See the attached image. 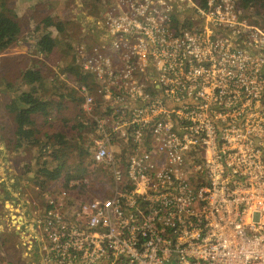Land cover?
Returning <instances> with one entry per match:
<instances>
[{
  "label": "built area",
  "instance_id": "obj_1",
  "mask_svg": "<svg viewBox=\"0 0 264 264\" xmlns=\"http://www.w3.org/2000/svg\"><path fill=\"white\" fill-rule=\"evenodd\" d=\"M249 7L107 2L98 40L73 46L96 86L69 84L103 110L90 164L109 192L82 196L88 175L32 186L40 199L10 212L20 262L0 264H264V19Z\"/></svg>",
  "mask_w": 264,
  "mask_h": 264
},
{
  "label": "rangeland",
  "instance_id": "obj_2",
  "mask_svg": "<svg viewBox=\"0 0 264 264\" xmlns=\"http://www.w3.org/2000/svg\"><path fill=\"white\" fill-rule=\"evenodd\" d=\"M14 4V2L10 3ZM249 16L253 21H258L261 22L262 19H264V9H262L263 13L261 12L260 9L257 8V5H249ZM6 7V6H5ZM7 8V7H6ZM10 10L12 14H15V9L14 7L7 8ZM27 27H29V30L23 31L22 35L19 37L22 39V52H20L16 58V60H13V63L8 64L6 69H2V66L0 65V73L1 74H8L10 77L7 78L6 76H1L0 77V104H5L7 105L9 101L16 95L17 92L19 91H27L28 89L31 88V85L29 84H24V82L21 79V73L26 70L27 68L31 67L32 65L38 66V69L41 71L42 76L44 78L43 85L41 86V92L42 96L43 95H48L49 92L52 91L53 86L58 88V91H62L63 93H66L65 87H63L62 84H65L64 81H70V82H76L80 81V70L78 65L74 61V55H73V48H68L65 44V33L62 31L59 33H55L56 31L53 29L50 32V28H46L44 24L40 23L36 26L34 25V21L30 23L27 21L25 22ZM53 23V22H52ZM24 29V27H23ZM44 30L48 31L56 40V46L53 50V52L47 56L38 54L37 50L35 49V42L36 38L38 35H40ZM96 34V33H95ZM98 40V38L96 39ZM95 42V41H94ZM23 56H22V54ZM1 54V53H0ZM33 55V56H29ZM17 75H20L17 77ZM85 81L92 86H96V83L94 82L93 78L89 76L85 79ZM92 89H94L92 87ZM73 96L76 98L74 101V105H69L70 107L67 110L63 111V116L62 118L65 119V117H71L72 114L75 116L77 115L78 118H81L84 116V118L89 117V119L94 120L93 117L97 118L99 117L102 113L103 110L100 107L101 105L96 104L93 106L90 110V113H87L84 110L83 104L79 96L77 95L76 91H72ZM56 97V96H54ZM6 107V106H5ZM7 111V109H6ZM68 112L67 114L65 112ZM7 114L11 117H13L11 122L15 123L14 120V114H11L7 111ZM87 116H85V115ZM10 122V123H11ZM43 118L41 115L34 116V123L31 125L33 129H35L37 132L34 134L35 138L42 141L44 138V134L47 133L50 135V137L56 132L57 129L55 127H51L50 125H44L42 124ZM64 131L68 134L69 137L73 135L74 133L72 131H69V129ZM80 134H78L79 139H80V146L79 148L76 149H70L67 147L68 152L70 153V158L68 160L69 166H66L68 169L69 168H77V162L82 160H86V162H83V164L86 165V171H88L87 175L88 177L90 176V183L87 186V190L83 191L81 194L83 196H104L108 194V183L101 184L102 178H105L106 172L103 170H100V168H96L95 170H92V165H90V154L93 153L94 151V140L98 139L100 137V133L98 132V128H94L89 130L88 128H80L78 130ZM11 133V132H9ZM76 135V133L74 134ZM16 137V135L14 136ZM16 141V140H15ZM52 138L49 140L48 145L46 148H42V151L40 152V143L39 144H25L22 147L16 146V144L13 146L14 152H21L19 153L21 157H19V161L17 160L16 162H23L22 160L24 159V162L26 163L22 166V168L26 167H31V171L38 168V166L43 162H47L48 167H52L54 164V161L50 159L48 155H46L44 149H51L52 150ZM39 147V148H38ZM64 148V147H63ZM79 152V153H78ZM81 152V157L78 158V154ZM35 158V159H34ZM37 158V159H36ZM81 158V159H80ZM80 159V160H79ZM32 163L34 164L32 166ZM75 163V164H74ZM90 166V167H89ZM89 167V169H87ZM80 170V169H79ZM27 171V170H25ZM30 171V172H31ZM77 171L75 170V173ZM22 183L24 185L29 186L32 180H29L28 177L21 179ZM64 182L63 178H57L56 180H50L47 182V184L50 183H56L57 181ZM37 183V182H36ZM34 186V185H32ZM31 192V191H30ZM33 195V201H38L41 197V193L37 192H31ZM13 231V229H11ZM11 231V232H12ZM4 232L10 233L7 229L4 230ZM16 248V246H15ZM0 256H5L3 252H1Z\"/></svg>",
  "mask_w": 264,
  "mask_h": 264
},
{
  "label": "trees",
  "instance_id": "obj_3",
  "mask_svg": "<svg viewBox=\"0 0 264 264\" xmlns=\"http://www.w3.org/2000/svg\"><path fill=\"white\" fill-rule=\"evenodd\" d=\"M243 4L246 6L257 5V8L261 11L259 13H263L262 9H264V0H243ZM43 24L44 26H49V18L43 19ZM21 33V26L16 19V15L12 14L10 10L5 7V3H0V53L13 45L18 40ZM55 46V38L46 30H44L36 38L35 49L38 54L47 56L53 52ZM79 75L80 81H76V83H87L85 79L87 77L89 78V76L83 74L82 71H80ZM21 79L24 84L31 85V88L27 91L17 92L6 105L7 111L14 114V120L16 123V146L22 147L23 145L29 143H40L39 150L41 152L42 148H46L51 138L53 142L52 150L44 149L46 152L45 154L48 155L52 161H54L53 166L48 167L46 165L47 162L43 161L38 168L35 170L33 168L31 171V167H26L28 166L26 165V172L30 173V177H28V179L34 182L33 185L44 188L46 185H49L47 184L48 181L63 178L64 186L68 187V183L71 179H81L87 175L88 171H86V165L83 164L86 160L84 161L81 158V161H78L76 164L80 170L77 168L68 169L66 167L69 166L68 160L70 158V153L68 152L67 147L77 150L80 146V139L78 136L80 133L78 130L83 127L88 128L89 130L94 129L96 127L95 120L89 119V117L85 114L84 115L87 118H84V116L78 118L77 115L74 116L73 114L71 117H68V120H66V118H62L64 117L63 111L67 110L70 107L69 105H74V100L76 99L71 97L73 96L72 91L75 92V89L69 84L70 81H64L65 84H62L66 89V93L58 91L56 85V87L53 86L52 91L49 92L48 95L42 96L41 86L44 84V78L41 71L38 69V66L32 65L24 70L21 73ZM37 115L42 116V124H51L50 126L55 127L56 129L58 127L56 132L51 137L49 134L45 133L42 141L35 138L34 134L38 130L36 131L31 127L34 123V116ZM64 129H69V131H72L74 134L76 133V135L73 134L69 137ZM91 155L92 153L90 156ZM81 156L83 155H81L80 152V154H78V158ZM33 165L34 164L32 163V166ZM89 167L87 169H89ZM75 170L77 171L76 173ZM83 191L84 190H81V193Z\"/></svg>",
  "mask_w": 264,
  "mask_h": 264
},
{
  "label": "crops",
  "instance_id": "obj_4",
  "mask_svg": "<svg viewBox=\"0 0 264 264\" xmlns=\"http://www.w3.org/2000/svg\"><path fill=\"white\" fill-rule=\"evenodd\" d=\"M108 1L0 0V3H5L7 8L14 7L16 19L21 26L22 33L29 30L30 27H27L25 22L28 21L31 25V22L34 21L33 26H36L42 24L43 19L49 18L50 25L46 28H50V32L54 29L55 33L61 31L65 33V45L72 49L75 44L96 41L98 35L94 33L93 26L98 24ZM11 2H14V4L10 5ZM21 40L19 37L13 45L1 52L0 65L2 69H6L7 65L13 63V60H16L18 54L22 52ZM2 75L7 78L10 77L8 74L0 73V77ZM5 106V102L0 104V254L3 252L5 255L0 256V261L6 258L17 262L19 261L20 249L16 246V238L20 235L14 230V227H11L13 224L10 214L12 204L14 203L17 209L25 210V208L31 206L30 202L33 200L31 192L36 191L32 188L33 183H30L31 188L30 185L28 188L27 185H24L25 183H22L21 179L30 177V173L22 168L26 163L24 159L22 163L16 162L21 157L19 154L21 152L17 153L13 150V146L16 144V137H14L16 123L11 122L13 117L7 114ZM65 118L68 120L67 117ZM113 148L116 154H120L124 151V143L115 140ZM14 212H17L16 209H14ZM5 229L10 233L4 232Z\"/></svg>",
  "mask_w": 264,
  "mask_h": 264
}]
</instances>
